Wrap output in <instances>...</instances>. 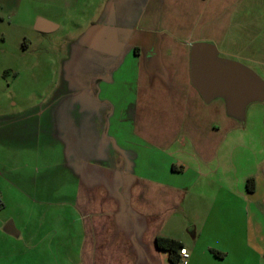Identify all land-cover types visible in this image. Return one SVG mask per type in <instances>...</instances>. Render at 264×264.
Segmentation results:
<instances>
[{"label":"crops","instance_id":"1","mask_svg":"<svg viewBox=\"0 0 264 264\" xmlns=\"http://www.w3.org/2000/svg\"><path fill=\"white\" fill-rule=\"evenodd\" d=\"M132 2L137 16L125 19H132L128 28L137 43L113 45L119 59L98 79L95 103L90 94L64 115L71 207H15L17 216L0 223L5 259L171 264L170 253L156 246L159 237L179 242L188 264H264V197L255 203V219L250 214L235 223L219 220V209L215 214L218 201L229 202L223 191L221 198L207 199L197 220L196 209L185 203L194 185L189 189L184 182L181 161L194 157L201 164L216 157L224 123L233 118L224 98L205 101L192 86L191 45L212 42L222 64L237 62L254 82H263L264 0ZM109 17L115 19L112 11ZM25 115L13 119L18 134L30 120L41 133L43 112L34 119ZM250 179L254 191H246L252 196L258 178ZM220 212L232 213L230 207ZM32 215L37 230L27 235Z\"/></svg>","mask_w":264,"mask_h":264},{"label":"rangeland","instance_id":"2","mask_svg":"<svg viewBox=\"0 0 264 264\" xmlns=\"http://www.w3.org/2000/svg\"><path fill=\"white\" fill-rule=\"evenodd\" d=\"M132 1L0 0V120L4 119L0 122V223L17 216L15 207H71L74 182L66 178L64 115L72 103L76 108L90 94V102L95 103L98 79L119 59L113 45L137 43L128 28L132 19H125L137 16ZM110 11L115 19L106 18ZM38 18L57 28L37 32ZM258 86L264 94V79ZM42 112L38 119L41 133L36 127L32 130L35 124L28 119L26 132L18 134L14 118L26 114L34 119ZM224 124L216 157L201 164L194 157L181 160L184 182L189 189L194 185L185 203L196 209L199 220L207 199H214L215 194L221 198L228 191V204L218 201L215 214L219 209V220L227 217L240 223L250 214L255 219V203L264 197V182L258 173L264 167V98L247 103ZM254 177L258 185L251 196L246 182ZM223 207H230L232 213L224 215ZM32 222L34 215L28 220L34 227L25 229L27 235L36 233ZM4 238L0 232V264H8ZM25 262L34 261L27 257Z\"/></svg>","mask_w":264,"mask_h":264},{"label":"water","instance_id":"3","mask_svg":"<svg viewBox=\"0 0 264 264\" xmlns=\"http://www.w3.org/2000/svg\"><path fill=\"white\" fill-rule=\"evenodd\" d=\"M54 26L56 25L38 18L34 29L44 33ZM190 81L203 100L208 101L216 96L224 98L232 115L240 113L247 103L264 98L258 82L251 79L242 65L217 61L212 42H196L191 45ZM260 174L264 177V167H261Z\"/></svg>","mask_w":264,"mask_h":264},{"label":"trees","instance_id":"4","mask_svg":"<svg viewBox=\"0 0 264 264\" xmlns=\"http://www.w3.org/2000/svg\"><path fill=\"white\" fill-rule=\"evenodd\" d=\"M260 83V82H259ZM60 97V95H58ZM3 118H1L0 122H3ZM8 120V119H7ZM246 188L249 192L254 191V180L249 179L246 182ZM2 206V205H1ZM2 208V207H0ZM156 246L160 250L168 251L170 253V262L171 264H176L178 261V251L181 248V244L175 240L167 239V238H157Z\"/></svg>","mask_w":264,"mask_h":264},{"label":"built area","instance_id":"5","mask_svg":"<svg viewBox=\"0 0 264 264\" xmlns=\"http://www.w3.org/2000/svg\"><path fill=\"white\" fill-rule=\"evenodd\" d=\"M178 257L179 259L176 264H188L189 255L186 249H179Z\"/></svg>","mask_w":264,"mask_h":264},{"label":"flooded vegetation","instance_id":"6","mask_svg":"<svg viewBox=\"0 0 264 264\" xmlns=\"http://www.w3.org/2000/svg\"><path fill=\"white\" fill-rule=\"evenodd\" d=\"M63 94H65V93H63Z\"/></svg>","mask_w":264,"mask_h":264}]
</instances>
